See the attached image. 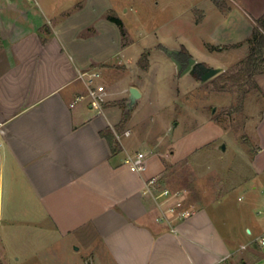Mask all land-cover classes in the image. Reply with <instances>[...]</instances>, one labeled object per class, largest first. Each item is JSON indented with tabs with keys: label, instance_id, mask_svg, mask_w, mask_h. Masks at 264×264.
<instances>
[{
	"label": "crops",
	"instance_id": "0c3cea01",
	"mask_svg": "<svg viewBox=\"0 0 264 264\" xmlns=\"http://www.w3.org/2000/svg\"><path fill=\"white\" fill-rule=\"evenodd\" d=\"M17 1L16 7L0 4V226L78 235L87 249L82 264H264V108L255 120L246 177L224 191L240 194L227 199L229 212L208 208L205 203L219 197L206 195L188 204L191 215L175 220L173 230L157 221L155 203L143 194L151 178L168 187L163 162L136 146L131 118L118 130L130 109L124 88L133 86L126 78L120 87L111 84L108 66L130 63L133 51L107 18L114 1L30 0L42 11L33 15L26 0ZM225 6L212 4L211 13L202 8L200 24L191 17L202 43H244L264 15L254 17L237 0ZM245 47L239 49L245 53ZM85 72L99 74L92 87L105 95L102 113L80 77ZM257 82L264 91V74ZM105 83L117 91L107 92ZM113 130L131 136L122 146ZM105 133L120 152H113ZM124 148L148 154L144 173L130 170Z\"/></svg>",
	"mask_w": 264,
	"mask_h": 264
},
{
	"label": "rangeland",
	"instance_id": "374dc122",
	"mask_svg": "<svg viewBox=\"0 0 264 264\" xmlns=\"http://www.w3.org/2000/svg\"><path fill=\"white\" fill-rule=\"evenodd\" d=\"M113 1L115 12L124 21L123 35L133 53L130 63L108 66L113 68L111 84L119 86L117 82L122 84L126 78L133 87H141L145 92V97L128 109L136 131V146L152 152L163 162V178L168 188L182 191L187 205L207 195L219 197L217 202H206L208 208L227 207L229 212L232 206L226 204L227 199L235 200L240 194L230 196L224 191L246 177L243 170L255 148L251 138L255 120L264 108V91L257 82L258 75L254 82L259 89L249 83L246 86L249 92L243 98L237 88L221 91L213 83L214 78L202 83L197 74L181 75L164 50L177 49L207 67L234 70L247 56L248 46L245 53L239 48L211 50L209 44L200 41V30L191 23V17L196 24L202 22L205 13L202 8L211 13L209 7L217 6L215 1L225 5L228 0ZM237 1L254 17L264 12V0ZM0 4L16 7L19 3L0 0ZM26 5L30 9V0H26ZM39 10L36 5L31 7L32 15L41 14ZM14 15L17 17V12ZM111 84H104L107 92L117 91ZM97 95L104 103L105 95L98 92ZM128 95V89L124 88V96ZM222 145L226 147L224 151ZM77 237H62L47 228L4 223L0 226V264H82L87 249L76 241Z\"/></svg>",
	"mask_w": 264,
	"mask_h": 264
},
{
	"label": "built area",
	"instance_id": "2783aa9c",
	"mask_svg": "<svg viewBox=\"0 0 264 264\" xmlns=\"http://www.w3.org/2000/svg\"><path fill=\"white\" fill-rule=\"evenodd\" d=\"M80 77L85 81L89 89V93L93 99V104L103 112V107L99 96L95 93L94 88L92 87L93 79L99 77L98 73H80ZM117 138V141L123 146L124 137L131 136L130 131H125L123 133L113 130ZM4 146V142L1 138L0 130V151ZM125 152V163L130 168L132 172L137 174L144 173L148 168V154L134 149H126ZM1 193V190H0ZM143 194L147 197H150L155 203L159 216L157 221L167 223L174 230V221L183 220L188 218L191 215V209L185 202V197L182 191L171 190L168 187L160 188L159 178H151L150 180L145 181ZM262 245H264V239H262Z\"/></svg>",
	"mask_w": 264,
	"mask_h": 264
},
{
	"label": "trees",
	"instance_id": "16d2710c",
	"mask_svg": "<svg viewBox=\"0 0 264 264\" xmlns=\"http://www.w3.org/2000/svg\"><path fill=\"white\" fill-rule=\"evenodd\" d=\"M218 7L225 9L226 6L218 1H215ZM225 7V8H224ZM107 18L117 24L121 31L124 34V23L122 19L115 13L109 12ZM257 26L254 28V31L250 38H248L244 43H238L231 46H226L220 48L218 46H209L211 50H224L232 48H240L243 45L248 46V54L243 58L232 71H224L216 78H214L213 83L220 86L221 91L229 92L235 88L239 89L242 92L243 98L248 94L249 90L246 86L250 83L253 88L259 89L258 84L254 82L255 76L264 73V15L256 20ZM141 63V61H140ZM130 119V111H127L123 115L121 121V126L119 131H121L128 120ZM112 134L111 132L109 133ZM109 134H103L110 142L112 150L114 153L120 152V147L118 142H113Z\"/></svg>",
	"mask_w": 264,
	"mask_h": 264
},
{
	"label": "water",
	"instance_id": "95a60500",
	"mask_svg": "<svg viewBox=\"0 0 264 264\" xmlns=\"http://www.w3.org/2000/svg\"><path fill=\"white\" fill-rule=\"evenodd\" d=\"M166 54L172 59L177 67V71L181 74L190 73L191 75L197 74L200 76L202 83L208 82L209 80L215 78L222 72H224V68L222 67H207L201 62H198L195 58L190 57L188 61V66L184 69L183 64L178 60L177 55L181 53L180 50L164 48ZM129 102L128 107L132 109L136 102L141 98L142 94L136 87H131L129 90ZM221 149L224 151L226 149L225 145L221 146Z\"/></svg>",
	"mask_w": 264,
	"mask_h": 264
},
{
	"label": "flooded vegetation",
	"instance_id": "af4514ba",
	"mask_svg": "<svg viewBox=\"0 0 264 264\" xmlns=\"http://www.w3.org/2000/svg\"><path fill=\"white\" fill-rule=\"evenodd\" d=\"M177 58L183 64V68L185 69L188 66L190 56L185 53H180L179 55H177Z\"/></svg>",
	"mask_w": 264,
	"mask_h": 264
}]
</instances>
